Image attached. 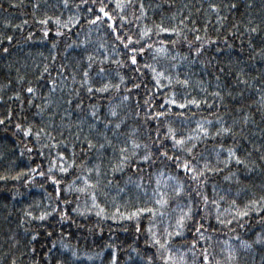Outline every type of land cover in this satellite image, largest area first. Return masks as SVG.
I'll return each mask as SVG.
<instances>
[{"label":"snow or ice","instance_id":"1","mask_svg":"<svg viewBox=\"0 0 264 264\" xmlns=\"http://www.w3.org/2000/svg\"><path fill=\"white\" fill-rule=\"evenodd\" d=\"M8 3L10 7L23 9L25 0H8ZM60 3L64 8L69 7V0H60ZM82 6H86V12L92 17L87 20L89 32L84 39L68 43L65 50L83 45L80 58L83 63L77 62L67 76L63 75L67 69L60 65L59 81L51 76L47 64L32 80L28 78L27 64L20 65L11 59L15 36L7 29L23 31L29 20L13 23L5 18L3 21L5 31L0 32L3 64L0 67L8 71L4 76L6 82L0 83V105L4 106L0 126L7 131L6 122L11 123L15 129L13 136L19 133L25 138L32 137L39 146L37 154L43 156V148L55 149L67 142V137L58 141L53 131L63 137L61 128L69 131L73 128L65 119L72 115L67 109L60 115V125L56 124L60 103L54 94L58 87L61 91L71 88L64 103L71 106L75 99V109L81 113L86 110V114L78 116L76 131L72 133L74 141L84 145L79 157L73 142L70 155L57 151L51 157L47 172L38 171L40 165H36L15 176L0 175V181H19L27 175L24 183L28 184L33 179L31 174H35L46 177L54 186V195L46 193L49 203L45 209L28 210L33 208L30 204L24 210L18 225L23 228V234L14 232L8 237L10 245L0 255V264H86L89 261H99V264H247L244 256L254 245H264V234L258 232L251 241L236 235L213 244L212 235L205 234V224L212 217L210 209H215L214 219L221 225L232 224L233 220L251 213H264V182L257 186L251 181L245 182L238 174L241 168L247 173L257 169L264 172V143L256 146L245 135L257 115L264 122V0H260L258 8L255 0H246L245 11L240 13L243 18L237 17L238 0H195V4L190 0H79L75 5L77 12L66 20L41 11V0H31L30 15L42 38L52 33L50 24L55 26V36L61 37L65 35L64 30L70 32L79 23ZM255 11L260 14L255 15ZM97 22L107 25L113 40L110 45L97 42L96 47L88 51L92 44L91 26H97L98 30ZM162 34L169 38L153 39ZM34 36L33 31H28L25 43ZM51 47L56 49L55 40ZM51 59L56 60L55 52ZM197 64L204 75L215 81L213 91H208L203 78L193 82L192 69ZM127 69L135 75L126 74ZM13 71L15 76L10 78ZM45 74L49 77L48 89L42 93L41 86L33 80L38 82ZM146 75L152 88L144 81ZM141 88L144 94L133 99L132 93L139 94ZM165 88L169 91L163 103H156L157 94ZM193 89L207 95L191 96ZM81 91L89 99L88 104ZM15 101L19 102L21 112L26 106L34 107L37 110L34 116L43 117L47 113L48 119L29 121L25 114L23 122H14L15 112L9 102ZM205 106L208 114L197 118L192 108L199 110ZM89 120L88 132L81 140L82 126ZM209 141L213 142L211 149L206 147ZM242 141L252 144V149L242 150ZM26 150L33 152L32 147ZM253 151L259 153L255 158ZM93 153L94 160L89 156ZM23 154L21 151L20 155ZM53 170L72 174V179L63 183L53 175ZM126 170H134L136 178L126 176L121 187L116 174ZM211 173H225L223 179L234 182L235 186L230 183L227 188L218 189L213 184L210 197L206 186ZM113 185L116 196L105 190ZM64 193L75 194V206L69 207L73 201L63 196ZM121 193L124 194L123 206L128 207L131 200L139 203L142 198L144 206L131 205L129 210L121 211V206L115 203ZM15 195L13 193V198ZM98 196L113 202L114 212L110 217ZM241 196L245 198L241 201L243 208L237 203ZM225 201L228 208L224 212L232 217L228 220L221 218ZM36 208L39 209V204ZM93 209L95 215L103 219L133 222L136 234L141 232V218L148 214L146 250L141 251L134 243L122 248L111 238L102 245L97 244L95 249L81 250L79 239L76 245L65 242V237L71 234L63 229L59 244L51 239L53 231L49 229L53 226L47 223L51 217L56 215L59 221H71L70 213L84 216ZM158 217L164 225L162 231L156 227ZM169 220H174V224L168 223ZM34 222L39 223L31 227ZM260 222L264 223V215H260ZM94 227L102 231L99 225ZM238 227L244 225L240 223ZM92 231L93 228H89V232ZM189 232L194 233L190 240ZM232 239L238 243H232ZM213 248L218 251H210ZM105 250H108L107 258ZM261 261L264 264V255Z\"/></svg>","mask_w":264,"mask_h":264},{"label":"trees","instance_id":"2","mask_svg":"<svg viewBox=\"0 0 264 264\" xmlns=\"http://www.w3.org/2000/svg\"><path fill=\"white\" fill-rule=\"evenodd\" d=\"M147 2V0H146ZM155 2V0H153ZM180 2H189V0H180ZM191 3L195 4V0H190ZM0 3L3 4V7L0 8V32L5 31L3 27V21L5 18L12 20L13 23H20L23 20H29V24L25 25L23 31L14 30V29H7L9 34H13L15 36L14 43L16 44L15 48L12 49V57L11 59L16 61L20 65L27 64L28 66V78L30 80L33 79V76L38 75L42 72L43 67L47 64L49 66V72L53 78H56L58 81L61 77L57 76V72L59 71V66L64 65L67 71L63 73L64 76H67L70 72L74 70V66L77 62L83 63L80 60L81 55L84 51V46L82 45L80 48L73 47L68 48L65 50V46L72 41H79L84 39L85 34L89 32L90 25L87 23V20L91 19V15L86 12V6H82L79 10L80 21L78 24L74 25L71 28V31H65V35L61 37L55 36V26L50 24L49 27L53 29L52 33H50L49 37L44 39L42 38V33L39 31L37 25L32 22L31 19V0H25V5L23 9H18L15 7H10L8 0H0ZM79 3V0H69V7L64 8L63 5L60 3V0H41V11H47L49 15H60L61 19L66 20L70 15H73L77 12L75 7L76 4ZM240 5V11L237 13L238 18H243L240 16V13L245 11L244 5L246 4V0H238ZM260 0H255L256 8H258ZM53 5H57L53 7ZM111 7V5H110ZM6 10V11H5ZM95 11V10H94ZM22 12L28 13V15H21ZM255 15H259L258 11L254 12ZM149 16L152 17L153 13L150 10ZM155 18V17H154ZM147 23V21H145ZM97 26H91V35L89 39L92 41V44L88 46V51H92L97 42H107L109 45L111 44L113 37L110 31L107 28L106 24H102L97 22ZM33 31L35 36L33 40L28 41L25 43V38L27 36L28 31ZM79 34V35H77ZM167 34H162L160 37L153 36L154 40L157 39H168ZM191 38V36H189ZM57 42L56 49H52L51 45L53 41ZM18 42V43H17ZM184 51V49H181ZM55 52L56 60L53 61L51 59L52 53ZM41 53L43 55H41ZM98 55L101 53H97ZM115 58V57H113ZM220 58H225L221 56ZM3 64V61L0 60V65ZM115 67V66H113ZM23 70V69H22ZM7 69L0 67V83L6 82L4 80V76L7 73ZM76 72H79V69H75ZM126 74L135 75L131 73L130 69L125 70ZM193 82L199 78H203L206 83L208 84V91H213L215 81L211 79L210 76L204 75L201 71L200 65H194L193 69ZM253 75H255V71L253 70ZM15 76V72L11 73L10 78ZM49 77L45 74V77L38 82L33 80L34 84H39L42 88V93L47 92L48 85L47 79ZM79 79V76H77ZM148 76L144 77L145 83H148ZM68 83L70 84L71 81L69 80ZM148 87L152 88V84L148 83ZM71 88H64L63 91L57 88V92L54 94L55 98L58 99L60 103V108L58 110L59 115H57L56 124L60 125V115L63 114L64 109L72 112L70 117H66L65 119L73 124V128L71 131L67 129L61 128L64 132V136L58 135L57 131H53V136L56 139L64 140L67 137L66 143H61L55 149L43 148L44 155L40 156L37 154L39 146L35 145L33 138L28 137L25 138L19 133L17 136H13L12 132L15 131L13 125L11 123L6 122L8 126V130H4V126H0V175L6 176H15L17 172L21 170H26L29 167H36V165H40L38 171L47 172V169L50 164V160L52 156H55L57 151H65L66 155H70L71 152V145L73 142L76 144V151L79 157L81 148L84 147L79 141H74V137L72 135L73 132L76 131L75 122L78 116H83L86 114V110L84 113L78 112L75 109V103L77 102L73 99V104L71 106L64 103V100L68 98L69 92ZM168 89H162L160 93L156 96V103H163L164 96L168 93ZM41 93V94H42ZM9 94H11L9 92ZM144 89H140V93L137 94L136 92L132 93L133 99H135L138 95H143ZM207 93H199L198 89L191 90V96H195L197 98H201L202 96H206ZM81 96L85 100V104H88L90 101L87 98L86 94L81 91ZM37 103L40 100L36 101ZM211 102V100H210ZM10 106L13 108L15 115L13 116L14 122H23L22 117L23 115H28L29 121L38 122L40 119H48L47 113L44 114L43 117L34 116L33 114L37 111L34 107L32 108H25L24 112L18 107L19 102H9ZM3 107L0 105V114L3 113ZM179 111V109H177ZM192 111L197 112V118L202 115H207L206 106L202 107L201 109L197 110L194 107ZM187 115V113H186ZM141 117H143V110L141 111ZM91 121H87L82 127L84 132L81 133V140L84 138V134L88 132V123ZM230 122V121H229ZM131 123V121H130ZM194 127V125H193ZM264 122H261L260 116L257 115L255 117V123L250 124L245 131V135L248 136L249 140L252 141L256 146H259L261 143H264ZM32 141V143H29ZM47 142V141H45ZM212 141H209L206 145L209 149L212 147ZM32 147L33 152L29 153L26 148ZM252 149V144L242 141V150L243 149ZM21 151H23V156L20 155ZM259 153L253 151V158L257 157ZM91 159H95V155L89 154ZM79 158L77 159V163H79ZM107 167V161L104 164ZM238 167V166H234ZM147 171V169H146ZM225 173L217 174L211 173L209 174V180L207 184V191L209 196H212L211 193V186L213 184L217 185L218 189L220 188H227L230 183L234 185V182L225 181L223 179V175ZM241 178L245 182H253L257 186L260 183L264 182V172H261L259 169L253 171L252 173L245 172L242 168L238 173ZM33 179L29 181L28 184H25L24 181L28 179V176H23L19 181L8 179L6 181H0V255H2L6 249L10 245V241L8 237L12 233H20L23 234V228L18 227L19 221L24 214V210L28 207V205H32V209L28 210H36L37 212L40 209H45V206L49 203L46 193H53L54 195V186L51 181L47 180L46 177H41L35 174H31ZM53 175H56L58 179H61L63 183H66L72 179V174H60L57 170H53ZM126 176H133L135 179L134 170H126L124 173H117L116 178L121 181V187H123V180ZM147 179V177H146ZM43 185V187H40ZM131 187V186H129ZM154 187L153 185L149 186V192H151V188ZM109 191L112 196H116V188L114 185L110 188L105 189ZM13 193H16L15 198H13ZM63 196H66L68 199L73 201V204L69 207L75 206V194H67L64 193ZM245 198L241 196L238 198L237 203L240 204V207L243 208V204L241 203L242 200ZM84 197H81V202L83 203ZM98 201L102 207L106 209V215L110 217V215L114 212L113 202L111 200H106L103 196H98ZM115 203L121 206V211H127L130 209L131 205H135L136 207L144 206L143 198L139 203L135 200L130 201V205L128 207L124 205V194L121 193L120 196L116 197ZM39 204V209L36 208V205ZM90 204V202H89ZM151 206V205H149ZM228 208V202H222L221 212L223 213L221 218L228 220L232 217L224 212V209ZM95 209L92 212L86 213L84 216H80L76 213H70L71 221H59V217L54 215L49 219L47 222L49 225H52L49 230L53 231L52 240H56L59 244V239L61 236V229L63 232L70 233L71 235L65 237V242H71L73 245L77 244V239H79V247L81 250H88V249H95L97 244H103L104 242L108 241L110 238L117 243L118 246L122 248H126L128 244H133L136 247H139L141 251H145V244L144 241L147 239V234L145 229L148 225V214H144V216L140 220L141 225V232L139 234L135 233L133 222L127 220H112L110 218L103 219L95 215ZM212 212V217L209 218L208 222L205 224V228L207 229L206 235L211 234L213 237V244L218 241H223L229 239L230 237H235L239 235L241 239L244 240H254L256 238V234L259 232L264 234V223L260 222V215H264V213L256 214L251 213L248 217L242 218L240 220H233L232 224H219L215 219V209H210ZM199 219V216H197ZM160 218H157L156 227L158 230H163V224L159 222ZM74 221V222H73ZM39 222H34L31 227H36ZM168 223L174 224V220H169ZM242 223L244 225L243 228L238 227V224ZM95 225H99V229L102 231H97L95 229ZM26 227L29 225H25ZM89 228H93L92 232H89ZM127 228L128 231L124 232L123 229ZM215 228L216 231L213 232L212 229ZM230 229H235L234 232L230 231ZM41 241H43V229H41ZM137 235L139 238L137 239ZM194 233L189 232L187 234V238L190 240L193 237ZM87 237V239H85ZM95 242V243H93ZM232 243H238L235 239L231 240ZM203 245V241L200 242ZM39 248V245H37ZM98 250V249H96ZM210 251H218V248L210 249ZM108 250H105V258H107ZM243 255V254H242ZM264 255V245H254V247L248 250L247 255L244 256L245 261L247 264H262L261 256ZM6 264V262H5ZM86 264H99V261L95 262H86Z\"/></svg>","mask_w":264,"mask_h":264}]
</instances>
